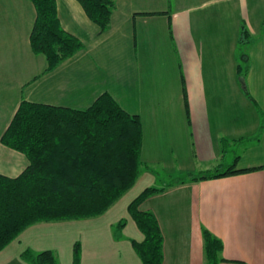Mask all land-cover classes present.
Returning <instances> with one entry per match:
<instances>
[{
	"label": "crops",
	"instance_id": "crops-1",
	"mask_svg": "<svg viewBox=\"0 0 264 264\" xmlns=\"http://www.w3.org/2000/svg\"><path fill=\"white\" fill-rule=\"evenodd\" d=\"M57 11L83 47L46 72V57L31 47L34 4L0 0V174L16 177L29 165L26 154L1 141L23 100L85 109L108 92L143 123L145 167L133 188L157 168L179 177L220 165L253 169L170 186L143 202L140 209L153 211L163 232V264H204L203 227L223 240L227 261L220 264H264V168H257L264 166V0H117L105 32L78 0H57ZM243 24L254 42L240 43ZM245 44L252 51L241 61ZM115 207L90 220L32 225L0 252V264L14 257L32 264L22 253L34 234L60 230L52 237L62 243V230L99 225ZM131 239L86 237L81 264H143Z\"/></svg>",
	"mask_w": 264,
	"mask_h": 264
},
{
	"label": "trees",
	"instance_id": "trees-1",
	"mask_svg": "<svg viewBox=\"0 0 264 264\" xmlns=\"http://www.w3.org/2000/svg\"><path fill=\"white\" fill-rule=\"evenodd\" d=\"M30 1L36 9L31 47L34 53L46 57L45 71H52L74 56L83 43L62 27L57 0ZM78 1L101 32L109 29L117 0ZM254 41L243 24L240 43ZM249 68L248 64L240 66V75L245 76ZM246 94L254 100L249 91ZM185 98L187 101L186 91ZM261 114L260 133L264 131V114ZM1 141L26 154L29 165L16 177L0 174V252L32 225L103 216L135 186L145 167L141 159V117L126 111L108 92L85 109L23 100ZM251 170L236 169L234 164L227 168L220 165L208 174L187 173L167 186L144 188L128 205L143 234L142 239H131L143 264L164 262L163 232L156 214L140 209L144 201L170 186ZM203 237L204 264L227 261L223 256V240L206 227ZM82 250L81 241H76L72 264H81ZM22 256L32 264H60L50 249L40 252L27 249Z\"/></svg>",
	"mask_w": 264,
	"mask_h": 264
},
{
	"label": "rangeland",
	"instance_id": "rangeland-1",
	"mask_svg": "<svg viewBox=\"0 0 264 264\" xmlns=\"http://www.w3.org/2000/svg\"><path fill=\"white\" fill-rule=\"evenodd\" d=\"M157 1L160 2V0ZM251 51H252V47L250 44L239 46V50L237 52L239 60L243 61L244 56L245 58L249 56ZM157 169L158 170L151 171L152 178L148 181V183H140L137 187L127 192L117 202L118 204H115L117 207L114 208L113 213L111 212L104 221L99 223V225H91V224H86L83 226L78 225L62 230L64 235H66L63 238L65 241H62V243H58V244L54 241L55 239H53L52 236L55 233L59 234L61 232L60 230H52V231L51 229L40 230L39 232L33 235L34 236L33 237L34 239L32 241L33 249L32 248L31 249L34 252H40L43 251L40 249L41 247L43 246L50 247V250H53L55 252V255L57 256V259L60 264H72V252H73L74 242L76 240L82 241L86 237L90 238L92 234L107 233V234L115 235L121 233L122 239H128L130 237L136 238V236H139L137 237V239H141L142 235L140 233L142 232L136 225L135 221L132 219L128 211V205L147 186L161 187L172 181H175L180 176L179 173L177 174L172 172L173 174H171V172L170 173L166 172L165 169L162 168H157ZM183 175H186V173H183ZM90 219H81V220H90ZM120 222H126L127 224L125 226H120L119 224ZM2 258L3 256L0 259ZM14 259H12V264H17L16 260L18 258L14 257ZM95 259L96 257H92L89 261ZM6 261H10V259L8 258L6 259Z\"/></svg>",
	"mask_w": 264,
	"mask_h": 264
}]
</instances>
